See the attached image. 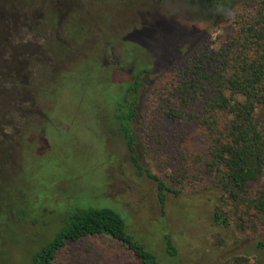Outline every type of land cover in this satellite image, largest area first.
Instances as JSON below:
<instances>
[{
    "label": "trees",
    "instance_id": "obj_1",
    "mask_svg": "<svg viewBox=\"0 0 264 264\" xmlns=\"http://www.w3.org/2000/svg\"><path fill=\"white\" fill-rule=\"evenodd\" d=\"M35 5L32 0H0V169L11 166L24 149H34L39 140L65 128L57 108L72 122L75 111L82 119L95 117L107 125L104 136L112 133L126 149L134 173L124 169L126 159L115 168L121 170L126 183L136 176L151 180L162 209L169 194L201 198L212 206L214 226L234 227V241L248 231L255 234L248 247L221 264H264V0L236 5L231 32L219 35L216 45L200 41L206 31L189 32L175 25L173 37L165 38L160 32V45H153L156 51L148 42L125 38L126 33L114 39L98 30L87 38L84 24L68 26L74 12L71 8L61 16L45 14ZM27 6L31 9L25 11ZM158 19L141 23L150 26ZM133 26L141 28H130ZM56 30L71 40L73 56L83 52L62 70L59 63L46 66L56 54L45 41ZM93 38L97 50L82 49L81 41ZM113 40L120 44L118 63L104 64L100 58ZM158 73L146 93V76ZM145 102L151 108L147 138H155L154 130L169 121L189 127L200 140V146L168 158L170 172L165 179L139 160L138 120ZM171 147L174 152L180 148L176 142ZM104 159L110 161L109 156ZM256 183L260 185L253 189ZM100 193L93 188L87 199L73 192L63 197L62 210L41 209L43 215H56L59 224L30 253L27 264H54L68 243L94 235L117 241L141 264H158L155 252L127 231L116 210L95 205L105 198ZM29 197L22 191L16 204L0 206V240L4 229L12 233V206L33 211L37 197ZM30 223L40 222L31 219ZM163 232L164 253L178 261L171 235Z\"/></svg>",
    "mask_w": 264,
    "mask_h": 264
},
{
    "label": "rangeland",
    "instance_id": "obj_2",
    "mask_svg": "<svg viewBox=\"0 0 264 264\" xmlns=\"http://www.w3.org/2000/svg\"><path fill=\"white\" fill-rule=\"evenodd\" d=\"M69 1L70 3H64L62 0H32L45 14L63 16L71 8L74 12L69 16L68 26L84 24L89 32L87 38L98 30L111 34L114 39L126 33L125 38L138 40L142 44L148 42L150 48L160 45V32L165 38L173 37L176 24L187 28L188 31H206L200 41L213 42V45H216L219 35L231 32L232 11L244 0H237L231 10L219 14L216 18L205 19L201 16L195 20L185 12L187 5L184 0ZM28 9H31L30 6L24 10ZM160 17L171 23L158 19ZM154 19L158 20L150 26L141 23ZM130 25L142 26H133L131 29ZM64 33L52 31L45 41H48L49 47L56 54L51 57L50 63H46L48 68L59 63V70L65 69L70 61L83 55V52L76 51L73 56L74 47L71 40L65 39ZM95 44L94 38L80 43L82 49H88V52L97 50L98 46ZM111 44L114 48L113 54L117 57L116 51L120 44L117 40L111 41ZM155 46L153 47L156 51ZM133 52L138 53V50L133 49ZM100 59L102 60V56ZM109 59L111 61L112 58ZM156 72H159V68ZM160 73L146 76V93L151 82H154ZM148 104L145 102L141 107L140 121L138 120L141 150L139 160L160 178L165 179L170 172L168 158L185 154L188 149L200 146V140L189 127L186 129L182 124L177 125L169 121H163L162 125L154 130L155 138H147L145 132L146 128L150 127L148 121L151 111ZM66 110L70 111L71 107L67 105ZM57 113L61 114L60 118L64 120V129L59 133L51 132L50 137L39 140L34 149H24L22 156L18 154V159L11 166L0 169L1 207L13 202L16 204L15 200L22 191L31 196L29 198L37 197L32 212H25L16 205L12 206L10 214L15 224L11 234L8 232L9 228L4 229L6 233L0 240V264H27L30 253L50 238L59 221L55 214L51 217L43 215L41 209L62 210L65 207L63 197L66 194L75 192L79 193L78 197L84 196L88 199L90 192L96 187L102 192L99 196L105 198L96 202L99 204H94L116 210L123 217L127 231L155 252L158 264H221L234 253L248 247L254 240L255 234L248 231L246 235L234 241V227L230 225L222 229L214 226L212 206L193 194H169L162 209L156 197V187L151 180L136 176L135 181L126 183L121 170L115 171L125 159L124 169L133 174L134 168L127 160L126 149L119 138L112 133L104 136L107 127L104 122L90 116L82 119L77 111L72 122L60 108H57ZM172 142L180 146L176 152L171 147ZM106 156H109L110 161L104 159ZM113 174H116L115 179ZM259 185L260 183H256L252 188L255 189ZM84 201L83 205H86ZM21 217L29 221L20 220ZM31 219H37L40 223L34 225L30 223ZM45 221H48L47 225H41V222ZM163 230L171 235L177 248L178 261L169 259L164 253ZM54 264L141 263L130 250L117 241L106 235H94L68 243L57 254Z\"/></svg>",
    "mask_w": 264,
    "mask_h": 264
},
{
    "label": "flooded vegetation",
    "instance_id": "obj_3",
    "mask_svg": "<svg viewBox=\"0 0 264 264\" xmlns=\"http://www.w3.org/2000/svg\"><path fill=\"white\" fill-rule=\"evenodd\" d=\"M236 1L237 0H184L187 5L185 6L184 10L188 14V16L193 20H195L196 18H200L201 16H203L205 19L216 18L219 14L231 10ZM178 27L182 28L185 31H188L187 28L181 27L179 24ZM106 45H108V42H106ZM113 50L114 48L112 46H109L108 51L103 52L101 60L102 63H118V57L114 56ZM109 57L112 58L111 61ZM128 71L131 72L130 69Z\"/></svg>",
    "mask_w": 264,
    "mask_h": 264
}]
</instances>
